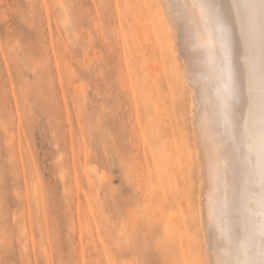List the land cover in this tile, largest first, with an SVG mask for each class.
Returning a JSON list of instances; mask_svg holds the SVG:
<instances>
[{
	"label": "rangeland",
	"instance_id": "1",
	"mask_svg": "<svg viewBox=\"0 0 264 264\" xmlns=\"http://www.w3.org/2000/svg\"><path fill=\"white\" fill-rule=\"evenodd\" d=\"M175 46L155 0H0V264H204Z\"/></svg>",
	"mask_w": 264,
	"mask_h": 264
},
{
	"label": "bare ground",
	"instance_id": "2",
	"mask_svg": "<svg viewBox=\"0 0 264 264\" xmlns=\"http://www.w3.org/2000/svg\"><path fill=\"white\" fill-rule=\"evenodd\" d=\"M155 1L166 33L175 42V49L184 63L181 83L188 88L189 117L194 128L193 141L196 143L195 160L200 175L196 216L204 234V264H216L218 260L259 259L262 241L258 227V158L253 154L246 162L225 160L223 149L216 139L217 132L225 131L220 122L222 106L216 91L219 69L207 48L201 47L212 25L205 24L198 10L192 9V0ZM59 2L63 5V0ZM169 2L187 6L183 10L184 15L178 20L173 18ZM231 2L218 0V3L229 8ZM230 21L234 63L238 62L243 72L240 57L244 54V45L240 39L239 20L235 11H230ZM225 167L229 169L226 177L229 186L227 192L224 190L225 181L220 179Z\"/></svg>",
	"mask_w": 264,
	"mask_h": 264
},
{
	"label": "snow or ice",
	"instance_id": "3",
	"mask_svg": "<svg viewBox=\"0 0 264 264\" xmlns=\"http://www.w3.org/2000/svg\"><path fill=\"white\" fill-rule=\"evenodd\" d=\"M168 7L178 20L187 6L169 2ZM191 7L198 10L205 24L212 25L201 47L207 48L219 69L216 91L222 106L220 122L225 129L216 134L219 147L223 149L224 159H231L233 163L246 162L255 154L260 177L259 259L218 260L216 264H264V0H232L230 8L218 0H192ZM230 11H235L239 20L244 45V54L240 57L243 72L240 64L234 63ZM228 170L225 167L220 176L225 181V192L229 187Z\"/></svg>",
	"mask_w": 264,
	"mask_h": 264
}]
</instances>
